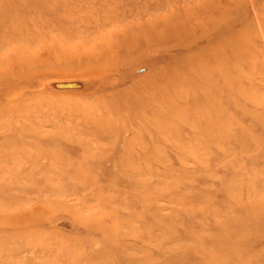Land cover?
<instances>
[{
	"label": "rangeland",
	"instance_id": "1",
	"mask_svg": "<svg viewBox=\"0 0 264 264\" xmlns=\"http://www.w3.org/2000/svg\"><path fill=\"white\" fill-rule=\"evenodd\" d=\"M0 264H264V0H0Z\"/></svg>",
	"mask_w": 264,
	"mask_h": 264
}]
</instances>
